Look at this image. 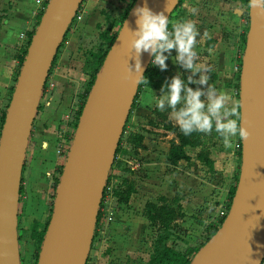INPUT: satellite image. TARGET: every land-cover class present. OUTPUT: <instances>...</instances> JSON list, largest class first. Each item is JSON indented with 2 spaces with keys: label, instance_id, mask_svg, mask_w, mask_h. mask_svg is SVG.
Here are the masks:
<instances>
[{
  "label": "water",
  "instance_id": "1",
  "mask_svg": "<svg viewBox=\"0 0 264 264\" xmlns=\"http://www.w3.org/2000/svg\"><path fill=\"white\" fill-rule=\"evenodd\" d=\"M177 1L134 0L123 18L77 117L35 264H85L115 147ZM81 2L47 0L4 111L0 264H19L17 203L28 137L51 63ZM247 13L238 76L237 181L214 249L203 264H260L264 257V0H248Z\"/></svg>",
  "mask_w": 264,
  "mask_h": 264
},
{
  "label": "rangeland",
  "instance_id": "2",
  "mask_svg": "<svg viewBox=\"0 0 264 264\" xmlns=\"http://www.w3.org/2000/svg\"><path fill=\"white\" fill-rule=\"evenodd\" d=\"M209 1H179L169 20L178 31H169L160 39L156 50L158 54L155 55V52L151 59L152 65H160L164 55L161 47L167 49L168 44L184 48L191 19L201 15L199 10L206 9ZM129 3L131 0H96L88 8L84 3L80 4V19L69 25L56 51L31 125L24 158L16 218L19 264H35L39 247L30 237L32 223L38 222L39 229L49 215L56 180L74 131L75 111L89 79L91 53H101L106 49L105 40L99 34L106 30L107 35H111L116 31L119 18ZM228 43L234 46L236 41L230 38ZM234 49L238 59L242 48L238 49L237 45ZM198 53L197 62L193 64L197 72H188L194 88L187 93L184 105L197 117L209 159L213 163L218 160L220 165L208 167L197 160L195 155L199 148L192 147H185L187 159L174 165L165 164L158 158L155 162L149 155L140 154L142 148H131L124 143L125 138L122 137L109 168L108 188L101 200L100 218L94 227L95 234L85 264L148 263L152 243L164 233L144 218L143 208L140 211L143 199L172 209L179 206L181 211H185L183 221H176L177 227L169 231L170 235L164 241L173 249L183 251L187 246H194L205 237L208 224L216 226V232L219 230L221 219L217 212L220 207L225 209L229 206L227 191L234 184L239 159L236 152H232L231 143L226 137L218 139L209 135L210 123L221 131L219 114L213 106L214 91L218 87L206 71L212 69V62L206 61L207 50ZM236 59L234 75L237 71ZM230 91L227 93L231 99L224 98L227 99L225 109L230 100L234 103L232 98L236 100L233 89ZM137 104L135 100L129 110L124 123L126 131L132 129L139 132L142 129L140 125L146 124V119L132 121ZM173 135L170 133L171 138ZM158 149L159 153H164L162 148ZM230 158L231 164L226 169L224 162L227 160L228 164ZM128 185L132 191L128 200L118 202L112 192L117 188L123 190ZM138 194L141 195L139 198ZM160 196L165 197V201H158ZM139 199H142L141 202Z\"/></svg>",
  "mask_w": 264,
  "mask_h": 264
},
{
  "label": "crops",
  "instance_id": "3",
  "mask_svg": "<svg viewBox=\"0 0 264 264\" xmlns=\"http://www.w3.org/2000/svg\"><path fill=\"white\" fill-rule=\"evenodd\" d=\"M94 1L96 0H82L81 4L84 3L88 8ZM37 8L35 0H0V114L5 111L4 108L9 101L18 70L19 56L26 46L27 33L34 27L38 15ZM205 8L202 11L199 10L201 15H195L191 19L192 23L188 25L186 31L184 48L172 47L168 44L167 49L161 47L164 55L159 66L165 73L172 74L181 81L184 77L190 79L188 72H197V67L193 64L197 62L200 55L198 52L207 50L206 61L212 62L210 64L212 69L208 68L206 71L216 81L215 84L218 87L214 91L213 106L216 108L215 112L219 114V126L225 138L227 129L225 117H228V111L235 106L236 100L232 98L234 103L230 100L225 109L227 99L224 98H230L227 92L231 89L234 91L236 59L234 46L237 47L239 36L244 31L245 6L240 0H211ZM20 33L23 34L22 38H19ZM230 38L236 41L234 46L228 43ZM193 75L195 77V73ZM177 96L178 87L172 92L143 87L137 95L138 104L132 121L147 120L146 124L140 125L142 129H139L143 146L140 154L149 155V158L155 162L157 158L166 162L165 156L170 144L177 142L175 132L168 130L166 126H179L181 118L174 110L163 111L161 115L154 114L153 108L161 106L168 100H176ZM170 133L174 134L173 138L170 137ZM158 148H162L164 153H159ZM25 153L27 154V150ZM143 160L146 161L145 158ZM212 164L220 165L218 160ZM229 164H231V158L228 164L227 160L224 162L226 169ZM137 196L139 198L141 195ZM141 200L139 199L140 202ZM145 200L141 202L140 211L147 202ZM182 213L180 222L185 218V211L182 210Z\"/></svg>",
  "mask_w": 264,
  "mask_h": 264
},
{
  "label": "trees",
  "instance_id": "4",
  "mask_svg": "<svg viewBox=\"0 0 264 264\" xmlns=\"http://www.w3.org/2000/svg\"><path fill=\"white\" fill-rule=\"evenodd\" d=\"M133 1L134 0H131V3H129L127 5L126 11L119 18V24H118L115 32H113L111 35H107L108 32L105 30L99 34V37L102 40H105L106 49L103 50L101 53H97V52L91 53V59H92L91 60V71L89 74V79H88V82L86 85V89H84L83 93L81 94V96H80L81 101H80V103H79V105L75 111V120L73 123V128H75V125L77 122V117L80 114L81 108H82L83 103H84L85 98H86V95H87V93H88V91H89V89H90V87H91V85L95 79L96 74L99 73L103 58H104L111 42L113 41V39L116 35V32L119 29V26H120L123 18L125 17L128 9L131 6ZM179 1L180 0L177 1L175 8L178 6ZM240 1L245 6V12H244V14H245L244 15L245 31H243L239 36L238 49L240 47L243 50V46L245 43V34H246V30H247V25H248V13H247L248 0H240ZM79 8H80V6L78 7V9ZM174 9H172L171 12L169 13V16H168L167 21L165 23V26H164L163 32L160 36V39L165 36L166 30H169V31L174 30L176 32L178 31V29L175 28L172 23H169L171 13ZM38 19H39V15H37V17H36L34 27L27 33L26 46L23 49L21 55L19 56L18 69H19L20 64L22 62V58L25 54L26 47L29 43V39L33 33V30H34L37 22H38ZM72 22H73V19H72L71 23ZM68 28H69V26L67 27L65 34L67 33ZM175 36H177V34H175ZM157 47H158V44L156 45L154 53L156 52ZM153 54H152V56H153ZM152 56H151V58L147 64L140 80H139V83H138L135 95L133 97L130 109L133 106L134 101L136 100L138 93L140 92L141 88H143V87L158 88V89H162V90H165L168 92H172L176 87H178V96H177L176 100H168L164 104H162L161 106L153 108L154 114L156 113L158 115H161V113H163V111L174 110L181 118V123L179 126H177V127H173L171 125L166 126V128L168 130H172L173 132H175L177 142L170 144V146L167 150L166 156H165V161L168 164L174 165L179 160L187 159V154L185 153V147H192V148H199L196 155H195L196 159L205 163L208 167H211L212 161L209 159L208 150L204 146V140L202 139L204 134L201 131L202 129L200 128V126L197 125V117L190 109H188L184 105V102H186L187 93L192 88H194L190 79L184 77L183 80L181 81L178 77H175L172 74L165 73L164 70L160 66L151 64ZM236 61H237V71H236V75H235V83L233 85L234 93L236 94V103H235V106H233L229 109V111H228L229 115H228L227 119H228V122L233 126L235 135L237 137H239L238 136V76H239V68H240V57L238 59H236ZM17 72H18V70L16 71V75H17ZM44 87H45V84H44L43 88ZM42 91H43V89H42ZM38 107H39V105H38ZM38 107H37V109H38ZM160 109H161V111H160ZM128 114H129V112H128ZM3 115H4V112H2L0 114V126H1V123L3 120ZM127 117H128V115H127ZM127 117H126V119H127ZM126 119H125V122H126ZM123 130H124V126L122 129V132H123ZM211 130H213L214 132L212 133ZM209 135L211 137H216L218 139L224 138L223 133L219 129L214 127L213 123H210ZM121 137H122V135H120L119 140L117 142V145L115 147L114 156L119 150V144H120ZM124 141L131 148L133 147L135 149H140L143 147L141 144L142 135L136 131L129 132L125 136ZM236 155H237V158L240 160V150L236 151ZM114 156H113V159H114ZM113 159H112V163H113ZM23 166L21 169L18 197L20 196L21 191H22L21 183H22ZM238 167H239V161L237 164V171H238ZM60 171H61V169L59 170V174H60ZM237 175H238V172L236 174L234 184L231 185L227 191V199L229 202L231 200V197H232L234 189H235V185H236V181H237ZM108 179H109V176L107 177V181H108ZM57 182H58V179L56 180V183ZM131 192H132L131 187L128 185L123 190H121L120 188H117L116 190H114L112 192V194L114 197H116L118 202L125 203L128 200V197H129ZM165 199L166 198L163 196L158 197V201H165ZM100 206H101V199H100V203H99V207ZM51 207H52V205H51ZM50 212H51V209H50ZM50 212H49V215H50ZM49 215L46 219V222L39 229L37 228L39 226L38 222L34 221L32 223L30 237L38 243V247L40 246V244L42 242V238H43L44 231H45L48 219H49ZM99 216H100V210L98 208L95 226L97 225ZM143 216L149 222L150 225L157 226V230L164 233V235H158L156 237V239L154 240V242L152 243V252L149 256L147 264H189L191 262L193 256L195 255V253L198 251V249L201 246H203L209 240V237L212 236L217 230L216 226L208 224L206 226L207 231H206V235H204L205 237L200 239L194 246H187L183 251H180V250L173 249L172 247L166 245V243L164 242L168 238V236L170 235L169 231L172 229H175L177 227L176 221L181 219L183 216V213H182L181 209L179 208V206L177 207V209H172L170 207H166L163 205H157L151 201H148V202H145V204H144ZM94 234H95V230L93 232V236H94ZM36 258H37V255H36ZM35 262H36V260H35Z\"/></svg>",
  "mask_w": 264,
  "mask_h": 264
},
{
  "label": "built area",
  "instance_id": "5",
  "mask_svg": "<svg viewBox=\"0 0 264 264\" xmlns=\"http://www.w3.org/2000/svg\"><path fill=\"white\" fill-rule=\"evenodd\" d=\"M46 2H47V0H35V3L38 5V8H37V13H38V15L40 16L41 15V13H42V11L44 10V7H45V4H46ZM79 12H80V8L76 11V13L74 14V16H73V21H78L79 19H80V15H79ZM169 34V30H166L165 31V35H168ZM23 37V34L22 33H20L19 34V38H22ZM161 42H160V40L158 41V44H160ZM156 54H158V52H156L155 53V55ZM154 55V54H153ZM225 119H226V122H227V124H226V131H225V134H226V137H227V139L229 140V142L231 143V150H232V152H236V151H238V150H240V140H239V137L237 138V136L235 135V133H234V128H233V126L228 122V119H227V117H225ZM133 130L132 129H129L128 131H126V129H124L123 130V132H122V137H124L125 138V136L129 133V132H132ZM121 137V138H122ZM124 143H125V141H124ZM108 177V176H107ZM107 183H108V181L106 180V183H105V185H104V188H103V192H102V196H101V200L103 199V197H104V194H105V192H106V190H107V188H108V186H107ZM114 188V187H113ZM111 194V193H110ZM99 209H100V207H99ZM227 209L228 208H223V207H220V209H219V211L217 212L218 213V216L220 217V219H221V222H222V220L224 219V217H225V215H226V213H227ZM99 218H100V216H99ZM99 220V219H98ZM220 222V223H221ZM86 261H87V259H86ZM86 263V262H85ZM260 264H264V257H263V259H262V261H261V263Z\"/></svg>",
  "mask_w": 264,
  "mask_h": 264
},
{
  "label": "bare ground",
  "instance_id": "6",
  "mask_svg": "<svg viewBox=\"0 0 264 264\" xmlns=\"http://www.w3.org/2000/svg\"><path fill=\"white\" fill-rule=\"evenodd\" d=\"M219 235V232H216L215 234H213L209 240L203 245L201 246L198 251L195 253L194 255V264H203L208 257L210 256L211 252L214 249V246L216 244L217 241V236Z\"/></svg>",
  "mask_w": 264,
  "mask_h": 264
}]
</instances>
